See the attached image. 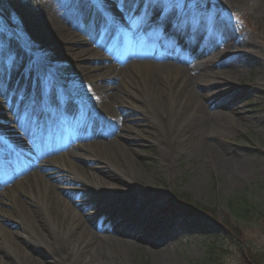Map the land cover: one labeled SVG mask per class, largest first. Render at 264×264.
Here are the masks:
<instances>
[{"label": "rangeland", "instance_id": "374dc122", "mask_svg": "<svg viewBox=\"0 0 264 264\" xmlns=\"http://www.w3.org/2000/svg\"><path fill=\"white\" fill-rule=\"evenodd\" d=\"M76 1L70 0L67 4L73 8ZM103 1L108 12L111 11L110 5L119 7L114 0ZM59 4L60 0H0V66L11 67L6 75L11 80L15 78L13 77L15 68L22 69L25 65L28 69L36 68V74H41V79L46 81L51 91L52 89L60 93L64 91L67 95L73 92V101L81 107L84 114V105L89 101V96L86 91L73 89V84L66 80L73 75L68 74L64 70L65 68L59 70L63 66L59 60L64 54L61 55V50L52 43L53 41H50L49 33L35 35V29L41 25L37 16L39 9L46 10L48 7H58ZM99 6L94 5L93 10L98 12ZM162 6L161 9L171 8L170 13L167 14L166 22H177L178 19L185 17L189 24L197 19L195 22L197 28L206 29V26L216 24L220 37L216 42L205 47L206 52L201 58L195 57L194 62L199 61L195 65H200V71L210 69L209 71L213 72L212 69L225 68L228 62L237 56L241 60L239 75L234 79L219 74L217 77H208L206 82L200 83L199 90L204 92L205 103H209L210 109L223 107L225 101H230L235 106L234 112H232L234 121H221L218 125L219 128L214 130L213 151H206L200 146L206 136H203L197 127L192 125L183 129L179 140L169 142L161 134L164 133L165 128L161 124L156 126L152 123L155 117L150 112H145L147 114L140 117L137 127L141 131L133 134L130 149L127 151L122 147L126 143H122L120 140L111 143L110 138L115 136L114 133L108 132L102 127L91 126L86 128L83 133L78 130L74 131L75 122L71 123L74 115L60 107L59 101L49 100L50 106L46 101L49 98L44 97V90H27L26 94H22L24 102H21V93L19 91L17 93L14 88L10 91V96L12 101L18 98L20 103L17 104L16 101L17 107L13 108L11 105H7V109L3 107L0 109V115L4 116L0 119V136L8 145H10V139L13 141L17 136L6 137L2 133L3 127L7 125L12 127L14 135H19L20 140L16 141L28 145V137L22 133L16 121L20 120L17 116L27 118L26 112L32 113V115L34 113L35 117L36 115L46 117L51 126L50 130L61 132V128H65L63 137L57 133L61 139L58 149L55 144L53 147V150H60L52 158L56 159L57 165L61 168L57 177L47 176L50 178V182L58 186V192L68 204L81 211L82 217L83 214L90 213L98 220H105L107 226L117 224L124 229L135 231L132 237H122L112 230L104 232L108 237L105 244L107 254L99 257L95 255V247H93L89 257L95 259V262L88 264H200L199 262L205 257L210 245L207 231H224L226 233L223 220H228L232 225H239L249 246L254 251L264 254V60L260 57V54L264 53V13L258 14L249 4L243 8L225 11L220 0H215L214 5L211 0H164ZM109 14L102 18L101 22L105 24L104 29L108 28L106 25L110 19H116L118 16L116 12H109ZM161 14L166 15V13L157 14L155 12L154 16L148 15L147 32L142 31L141 34L145 39H142V43L145 45H141L140 50L147 51L151 59L154 60L155 56L151 53H161V51L160 49L153 51L154 48L146 44L147 33L154 17L158 15L162 18ZM125 18H129V21L128 19L126 22L116 21L130 27L133 23L130 15L128 14ZM78 29L79 26L74 28L73 36L74 42H78L80 45L81 53L76 58L77 60L75 58H70V60L81 65L88 64L85 66L89 71L88 67L99 64L100 62L96 60H101L102 57L92 56L89 58L84 54L85 49L90 47L93 53V48H97L102 55L109 54V52H104L105 50H102L101 46L93 42L92 34L86 30L87 28H83L80 32ZM206 31L210 30L206 29ZM120 32L124 36L129 34L125 29ZM80 34L86 37L81 38ZM154 34L160 35L162 43L169 40L170 34L166 36V31L162 32V29L158 28ZM54 37L59 38L56 33ZM181 37L182 35H178V38ZM203 38L205 39V36ZM87 41L89 42L87 43ZM251 42L256 43V48L251 45ZM40 46L43 49H34V47ZM230 46L232 47L229 48ZM125 54L127 52H121V56ZM147 58L145 53L140 56L132 55L128 57L127 61L143 62ZM156 61L168 63L170 66L179 63L175 59ZM180 67L184 68L182 65ZM61 71H64V76L61 75ZM83 73H81L82 77ZM162 73L165 74V71ZM93 74L90 80L95 83L97 88L99 76ZM202 75L203 73L199 75V78ZM3 78L5 79V76ZM122 85L127 90H133L128 80H125ZM26 86L28 85L26 84ZM6 95L5 92L0 94L4 100ZM55 96V99L58 100V95ZM139 101L136 100V102ZM5 103L7 101H0V104ZM119 106L132 108L128 100L115 104V107ZM14 112L16 115L13 114ZM5 117H8L9 120L6 121ZM66 118L70 121L68 122ZM34 130L37 134L33 132L32 144L35 142L48 147L43 128L39 126ZM178 133L174 127L171 128V136L174 140L177 139L175 137ZM51 138L56 139L52 135ZM93 140L100 143L88 146L87 150L76 149L77 145L91 144ZM207 140L212 141V139ZM126 142L128 141L126 140ZM32 144L28 146H32ZM20 148L16 147L14 151L18 152ZM89 148L94 150L91 151ZM71 150L82 154H72ZM20 153L27 154L25 158L28 159H25L24 163H27L28 168L32 169L31 171L37 169V167L33 168L34 165L43 164L52 159L49 155L43 158L37 155L34 158L32 156H35L36 151L32 149H29L28 153ZM29 159L32 162L28 161ZM10 175L14 181H18L21 176H26L27 172L22 171L20 175L1 172L0 178L6 179L5 183L0 180L1 198L5 192L11 193L15 189L14 184L16 183L12 182L7 185L8 180L11 179H7L6 176ZM141 177L147 179L146 182L150 185V189L145 188ZM101 181L102 183L106 181L103 185L114 188H129L132 185V188L136 189V194L135 200H132L134 202L130 203L139 205L132 211L133 207H126V203H129L127 199L121 200L122 195L116 196L112 193V196L116 198L106 195L102 188L98 189L97 185H100ZM26 184L28 185L29 182ZM4 185L7 187L4 188ZM8 187L12 188L6 190ZM174 194L181 195L210 209L213 214H200L198 223L193 230L182 227L179 222L184 217L185 207H181L176 212L167 213L165 210ZM239 196L246 197L257 204L259 209L252 211L249 214L250 217L239 215L237 207L239 203H244L243 199L240 198L243 202L238 201L235 206L230 203L232 197L236 199ZM22 198L26 202L25 205H38L34 196L23 195ZM8 202H0L4 210L8 211V214L0 213V232L13 231V229L16 232L24 231L25 228L23 229L20 222L23 219L20 215L21 205L14 203L13 199ZM87 204L89 206L86 208ZM93 206L95 209L92 208ZM9 214L12 216L10 217ZM75 225L78 227L79 223L76 222ZM82 229L84 230V226ZM87 233L82 231L80 237L88 240L89 231ZM120 238L122 241L119 240ZM128 240L135 241V245H126ZM149 242L152 243V246ZM227 242L229 244L225 247L228 252L224 253L221 258L222 264H242L241 254L237 250L234 240L223 241L225 244Z\"/></svg>", "mask_w": 264, "mask_h": 264}, {"label": "bare ground", "instance_id": "6f19581e", "mask_svg": "<svg viewBox=\"0 0 264 264\" xmlns=\"http://www.w3.org/2000/svg\"><path fill=\"white\" fill-rule=\"evenodd\" d=\"M69 1L70 0H60L58 7L52 6V8L48 7L46 10L40 8L37 16L40 19L41 25L35 29V35L49 33L51 38V40H49L53 41L52 43L56 44V47L61 50V55L64 54L59 60L63 63L62 68H59V70L65 68L64 70H66L68 74L73 75L66 80L73 84L74 90L86 91V94L89 96V101L84 105L85 113L83 114L81 107L73 101V92L67 95L64 91L62 93L53 89L51 91L48 85L45 87V81L44 79L41 81V74H36V68H15V74L13 75L15 78L14 80H11L8 76L6 77L11 67L0 66V82H3L6 85L3 92L7 94L4 97L6 98L5 100L0 96V101H7V103L0 105H4L2 106L3 108H6L7 105H11L14 108L16 102L12 101L10 96V91L14 88H16L17 93L18 91L21 93V102H24L22 94H26L27 90L43 89L45 92L44 97L49 98L46 100L47 103H49V100L59 101L60 107L66 111H70L71 115H74L71 121V123L75 122L74 131L78 130L83 133L86 128L91 126L102 127L106 131L114 133L113 135L115 136L110 138L111 143L120 140L122 143H126L123 144L124 146L122 147L127 151L130 149L133 134L141 131L140 128L137 127L139 125L138 121H140V117H143L150 112L155 117V120L152 121V123L156 126L157 124H161L162 127L165 128L164 133L161 134L169 142L179 140L183 129L192 125L196 126L203 136H206L202 140V143H200V146L206 151H213L214 130L219 128L218 125L221 121H234V115L232 112H234L233 109L235 106L232 105L230 101H225L223 107L221 106L220 108L210 109L209 103H205L204 92L199 90L200 83L203 81L206 82L208 77H217L219 74H224L227 78L234 79V77L239 75L238 72L241 69L240 58H237L238 56L232 58L228 62L227 67L212 69L213 72L209 71L210 69L207 71H200V65H195L199 61H195V63L192 61L193 58L191 56L189 57L183 52L174 50L172 45L166 49L168 51L160 58L170 57L179 61V63L174 65L170 66L168 63H158L156 60L153 62L152 60L129 62L127 61L128 57L145 54L139 50L141 45L139 38L141 37L136 38L137 32H132L131 38L128 42L129 47L126 48L127 54L121 56V51H119L120 46H118L120 36H114L115 30L113 28L109 27L106 30L110 37L107 40L96 36L98 32L103 30V24L100 21L96 22V19H101L104 17V14L108 12L104 5V1L102 2V5L100 4L98 12L93 10L94 5L91 3H84L82 0H77L75 6L72 8L70 4H67ZM114 1L119 7L110 5V12H116L120 18H125L126 15L124 16V13L130 15L129 9L134 7L132 4L128 3L127 0ZM163 2L164 0H159L152 9H149L148 15H153L154 12L166 13V15L161 14L162 18L156 15L155 21L158 17L160 18L161 26H168V28H171L172 34L169 42L170 44L179 41V39H176L178 35H182L183 38L186 37L187 40L190 39L193 42L195 40L202 41L204 39L203 36H205V39L203 40L204 47L200 50H193V54L196 57L201 58L206 52L205 47L216 42L220 37L216 24L214 22V25H209L207 23L209 26H206V29H209L210 31H206L203 27H196L195 22H197V19L191 24L187 22L185 17L178 19L177 22H166L168 19L167 14L170 13L171 8L161 9L163 7ZM220 2L225 11L235 10L239 7L243 8L246 4H249L258 14L264 13V0H220ZM137 5L140 10H143L146 7L142 0H137ZM71 16L72 18H70ZM88 17V22H85ZM150 18L152 17L150 16ZM86 23L89 25H86ZM139 23L144 25L145 21L140 20ZM76 26H79V32L83 27H88L86 30L92 34L93 42L101 46V49L105 50L104 52H107L108 50L110 51L109 54L106 53V55H102L98 52L97 48H93V53L92 48L88 47L85 49L84 54L89 58L92 56H97L98 58L102 57L101 60H96L100 62L99 64L88 67L89 71L86 70L87 67L85 66L88 64L81 65L80 63L71 62L70 60V58H75V60H77L76 58H78L81 53V49H79L80 45L78 42H74L73 35ZM184 27L187 29H184ZM141 30H144V28ZM55 33L59 38L54 37ZM102 35L105 36L104 34ZM82 37L86 36L81 35V38ZM155 41L157 42L156 39ZM83 42L86 43L84 40ZM88 42L89 41H87V43ZM251 45L256 48L255 42H251ZM34 49H43V47H34ZM189 50H192V46H190ZM260 57L264 60V53H261ZM181 65L184 66V68H181ZM163 71H165V74L162 73ZM81 73H83V77ZM93 73H95L96 76H99V84H97V88L95 83H92L90 80L91 75H94ZM202 73V77L199 78V75ZM61 75L64 76V71H61ZM4 76L5 79L3 78ZM26 76L28 77L25 78ZM38 76L40 78H38ZM73 78L75 80H72ZM27 79L32 80L28 86L24 83ZM16 80L17 82H15ZM125 80H128L129 84L133 87L132 91L127 90L122 85ZM56 94L58 95V100L55 99ZM126 100L131 103V109L126 107L122 108L121 106L115 107V104L118 102L123 103ZM136 100H140L141 102H136ZM49 105L51 106L50 103ZM212 105L211 102V107ZM2 107H0V109ZM2 117L4 116L0 115V119H2ZM5 119L6 121L9 120L8 117H5ZM16 121L20 124V120ZM37 123L38 121L33 118L30 126L26 130H23V134H28L32 130V127L37 125ZM168 127L169 129L167 130ZM172 127L179 132L175 137L177 138L176 140L171 136ZM61 131L63 137L66 129L61 128ZM2 133L6 137L17 136L14 140H20L18 134L14 135L13 129L10 125L3 127ZM54 138L58 139L57 137ZM207 139H212V141L209 142ZM126 140L128 142H126ZM92 142L93 143L91 144L84 143V145L81 146L79 144L76 149L87 150L88 146H95L100 143L96 140H93ZM89 149H91V151L94 150L93 148ZM42 150L45 151L44 148H42ZM71 151L72 154L75 155L81 153L73 150ZM55 156L56 154L51 156V158ZM23 166L24 168H22V170L25 173L27 172V175L21 176L18 181L9 180L8 183H16L14 184L15 189L12 190L11 193L5 192L2 198L0 197V202L9 203L8 201L13 199L14 203L21 205L20 215H22L23 219H21L20 222L23 229H25L21 232H16L14 229L13 231L5 230L0 232V264L94 263L95 259L89 257L93 247H95V255L103 257L107 254L105 244L108 237L104 232L112 230L115 233L122 235V237L134 236V230L124 229L117 224L107 226L104 222L105 220H98L90 213L83 214L82 217L80 215V210L75 206L68 204L58 192V186L50 182V178L47 177L58 176L61 167L57 165L55 158L50 159L46 163L34 165L33 168L37 167L35 171H31L32 169L28 168L27 163ZM140 179L142 180L141 182L145 184V188H151L148 182H146V178L141 177ZM28 182L29 184L27 185L26 183ZM103 183H106V181ZM103 183L102 181L101 183L99 182L100 185H97L98 189L102 188L104 190L103 192L111 197H115L112 196V193L116 196L122 195L121 200L125 201V199H127V202L129 203H126V207H133L132 211L139 205L137 203H130L134 202L132 200H135L134 196L136 194V189L135 187L132 188V185H130L131 187L129 188H114L103 185ZM6 187L7 185H4V188ZM11 188L12 187H8L6 190ZM92 190L95 191L94 189ZM95 192L101 195L97 191ZM23 195L34 196L38 205H25L26 202L22 198ZM1 203L0 213L8 214V211L4 210ZM88 206L89 204L86 205V208ZM92 208L95 209V206ZM120 210L122 211V209ZM9 215L10 217L12 216V214ZM76 222L79 223L78 227L75 225ZM83 226L84 230L82 229ZM82 231L85 233L89 231L88 240L80 237ZM86 235L88 237V233ZM119 240L122 241V238ZM124 241L126 242V240ZM135 243V241L128 240L125 244L133 246ZM149 244L152 246V243L149 242Z\"/></svg>", "mask_w": 264, "mask_h": 264}, {"label": "trees", "instance_id": "16d2710c", "mask_svg": "<svg viewBox=\"0 0 264 264\" xmlns=\"http://www.w3.org/2000/svg\"><path fill=\"white\" fill-rule=\"evenodd\" d=\"M243 199L244 203H239L237 207V212L239 215L249 216L250 213L256 209L257 204L251 202L246 197H237L234 199L233 197L230 199V203L234 206L235 203L243 202L240 200ZM237 200V201H236ZM181 207H185V213L182 220L179 222L182 227H188V230H193L194 227L198 223V216L202 213L213 214V212L199 204L190 201L188 198H184L181 195L174 194L173 198L169 201L165 210L167 213L176 212ZM224 230L221 232H211L207 231V236L210 239V245L208 247L207 253L205 257L199 262L200 264H222L221 258L224 253L228 252L223 241L234 240V243L237 245V250L241 254L242 264H264V254L261 252L254 251L252 247L249 246L247 240H245L242 235L241 229L239 225H232L228 222V220H223ZM186 229V230H187Z\"/></svg>", "mask_w": 264, "mask_h": 264}, {"label": "snow or ice", "instance_id": "6c2138e0", "mask_svg": "<svg viewBox=\"0 0 264 264\" xmlns=\"http://www.w3.org/2000/svg\"><path fill=\"white\" fill-rule=\"evenodd\" d=\"M84 3H91L93 5H100L103 0H82ZM128 3L132 4L134 7L129 9L130 16L133 20L139 21L148 16L149 9H152L155 4L159 2V0H142V2L146 5V7L143 10L139 9V6L137 5V0H127ZM158 14V13H157ZM6 85L3 82H0V94H3V91L5 90ZM2 107V105H0ZM16 115V113H13ZM26 115L30 118L32 113H27Z\"/></svg>", "mask_w": 264, "mask_h": 264}]
</instances>
